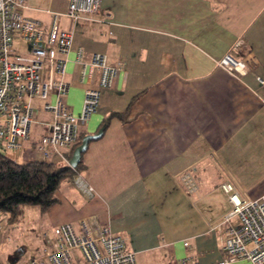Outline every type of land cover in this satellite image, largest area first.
<instances>
[{"label": "crops", "instance_id": "obj_1", "mask_svg": "<svg viewBox=\"0 0 264 264\" xmlns=\"http://www.w3.org/2000/svg\"><path fill=\"white\" fill-rule=\"evenodd\" d=\"M67 5L29 0L25 14L48 30L52 13H60L58 28L67 30ZM79 48L84 61L100 52L124 68L100 89L97 110L80 129L103 128L81 153L80 171L95 195L85 198L64 179L58 201L40 209L41 230L66 221L78 228L94 214L126 237L136 264H178L186 255L207 264L225 256L220 218L231 203L220 183L231 181L243 197L264 194V0H101L94 20L73 27L64 99L75 113L83 99L81 67L73 62ZM228 53L249 54L253 72L221 67ZM30 101L38 121L25 143L38 141L52 117L42 99ZM74 145L61 148L67 158ZM51 159L65 163L57 154ZM190 166L199 188L186 194L176 174Z\"/></svg>", "mask_w": 264, "mask_h": 264}, {"label": "built area", "instance_id": "obj_2", "mask_svg": "<svg viewBox=\"0 0 264 264\" xmlns=\"http://www.w3.org/2000/svg\"><path fill=\"white\" fill-rule=\"evenodd\" d=\"M28 1L0 0V150L16 161H49L52 154H57L68 164L69 158L61 148L78 140L81 127L88 124L97 110L100 89L112 86L117 73L124 68V61L111 65L106 54L100 52L84 61L79 48L73 62L81 67L83 99L80 110L73 112L64 99L69 89L64 76L70 61L73 27L79 19L94 20L101 0H68L64 13L70 23L67 30L58 28L60 13H52L48 30L27 17ZM15 39L28 44L30 49L17 50ZM219 65L242 76L253 72L256 61L249 54L235 58L228 53ZM33 97L43 100V108L52 117L43 121L38 141L25 143L31 137V123L38 121L37 110L30 101ZM176 178L186 194L199 188L194 166L178 172ZM72 182L85 198L95 195L81 171L75 172ZM220 187L231 203L220 218V223L226 224L227 254L207 264H264V194L257 198L243 197L231 181L221 182ZM4 214L5 210L0 208V231ZM42 237L39 255L13 264H136L126 237L100 223L94 214L81 218L78 228L66 221L44 231ZM194 262L192 255L177 260L178 264Z\"/></svg>", "mask_w": 264, "mask_h": 264}, {"label": "trees", "instance_id": "obj_3", "mask_svg": "<svg viewBox=\"0 0 264 264\" xmlns=\"http://www.w3.org/2000/svg\"><path fill=\"white\" fill-rule=\"evenodd\" d=\"M84 134L79 133L75 145ZM82 167L81 157L77 166L71 167L52 160L16 161L0 150V208L9 213L10 218H16L25 204L37 205L44 211L58 201L56 191L61 182L72 179Z\"/></svg>", "mask_w": 264, "mask_h": 264}, {"label": "rangeland", "instance_id": "obj_4", "mask_svg": "<svg viewBox=\"0 0 264 264\" xmlns=\"http://www.w3.org/2000/svg\"><path fill=\"white\" fill-rule=\"evenodd\" d=\"M13 43L19 51L25 47L30 49L28 44L16 40ZM39 213V206L32 204L22 205L16 218H10L9 213L5 212L0 231V264H13L38 254L43 246L44 232L39 225Z\"/></svg>", "mask_w": 264, "mask_h": 264}, {"label": "water", "instance_id": "obj_5", "mask_svg": "<svg viewBox=\"0 0 264 264\" xmlns=\"http://www.w3.org/2000/svg\"><path fill=\"white\" fill-rule=\"evenodd\" d=\"M102 127H100L95 133H87L84 134L81 139L80 142L74 146L72 153L68 159V165L71 167H76L80 157H81V153L82 151H84L87 147L88 141L92 138H96L98 136H100V134L102 133Z\"/></svg>", "mask_w": 264, "mask_h": 264}]
</instances>
